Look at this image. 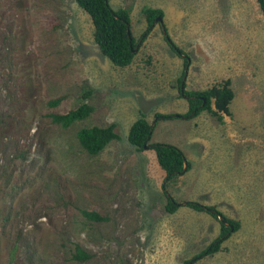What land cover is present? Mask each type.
Instances as JSON below:
<instances>
[{
  "label": "rangeland",
  "instance_id": "obj_1",
  "mask_svg": "<svg viewBox=\"0 0 264 264\" xmlns=\"http://www.w3.org/2000/svg\"><path fill=\"white\" fill-rule=\"evenodd\" d=\"M130 10V32L147 27L144 7L164 11L132 62L100 50L76 0H0V264H185L221 222L182 202L214 205L240 228L193 264H264V15L257 0H108ZM164 27V28H163ZM187 90L229 79L231 115L183 114ZM89 92V96L86 94ZM58 105L49 101L59 98ZM82 102L92 114L69 127L52 121ZM144 113L150 143L181 149L191 168L168 182L181 205L165 206V170L152 148L129 139ZM114 123L118 140L98 155L79 144L83 127ZM105 217L89 219L82 211ZM80 248L87 259L76 258Z\"/></svg>",
  "mask_w": 264,
  "mask_h": 264
},
{
  "label": "trees",
  "instance_id": "obj_2",
  "mask_svg": "<svg viewBox=\"0 0 264 264\" xmlns=\"http://www.w3.org/2000/svg\"><path fill=\"white\" fill-rule=\"evenodd\" d=\"M78 5L83 8L91 17L94 25V38L102 53L115 65L125 67L129 65L136 51L139 50L145 39L151 33L154 25L158 22L157 17H163L164 11L161 8L146 6L143 9L147 27L139 39L132 36L130 32V10L127 7L118 9L112 8L108 0H76ZM259 8L264 15V0H257ZM163 26V25H162ZM164 28V27H163ZM165 39L170 48L178 55L183 57L184 70L179 79V89L181 96L187 98L188 110L183 114H170L156 112L155 121L160 119H171L176 117L190 118L199 115L203 111H208L217 118L219 122L224 121V114L231 115L230 103L234 98V91L230 80H224L221 83L202 90H187L185 87V76L190 65V56L180 46H178L166 34ZM138 46V49H134ZM89 96V92L86 94ZM56 98L49 101L50 105H58L60 99ZM94 106L88 102H82L77 107L66 113H53L50 115L53 122L69 127L73 123L88 118L94 111ZM114 123L107 126L83 127L77 132V138L81 147L90 155L100 154L104 148L112 141L120 138L115 131ZM154 125L149 123L144 113L133 122L130 127L128 139L138 149L152 148L156 153V158L160 166L165 170V177L162 183V189L168 198L165 209L168 212H175L181 203L177 202L168 192V182L178 175L191 168V163L187 161L184 152L178 147L157 142L148 141L152 135ZM186 168L184 169V162ZM185 204L200 212H207L221 222L220 232L205 249L195 254L193 257L185 260V264H193L206 255L219 251L225 241L234 231L240 228V221L231 219L220 213L216 206L206 205L199 201H188ZM89 219L98 221L105 220V217L94 211H82ZM221 214L223 221L218 217ZM89 254L80 248L77 249L76 258L87 259Z\"/></svg>",
  "mask_w": 264,
  "mask_h": 264
},
{
  "label": "water",
  "instance_id": "obj_3",
  "mask_svg": "<svg viewBox=\"0 0 264 264\" xmlns=\"http://www.w3.org/2000/svg\"><path fill=\"white\" fill-rule=\"evenodd\" d=\"M156 21H159L162 25H163V17H157ZM165 33V31H164ZM166 35V33H165ZM138 49V46H136V48L134 49V51H136ZM153 125V124H152ZM186 168V161L184 162V169ZM182 203H186V202H182ZM218 217L221 221H223V217L221 214H218Z\"/></svg>",
  "mask_w": 264,
  "mask_h": 264
}]
</instances>
